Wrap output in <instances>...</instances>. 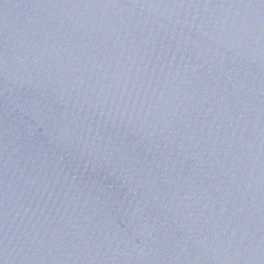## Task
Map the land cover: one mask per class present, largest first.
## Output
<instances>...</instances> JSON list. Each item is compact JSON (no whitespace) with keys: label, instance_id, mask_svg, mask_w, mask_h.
Here are the masks:
<instances>
[{"label":"water","instance_id":"obj_1","mask_svg":"<svg viewBox=\"0 0 264 264\" xmlns=\"http://www.w3.org/2000/svg\"><path fill=\"white\" fill-rule=\"evenodd\" d=\"M0 264H264V0H0Z\"/></svg>","mask_w":264,"mask_h":264}]
</instances>
